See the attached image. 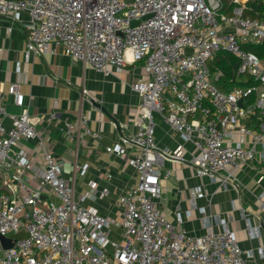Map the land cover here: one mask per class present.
Instances as JSON below:
<instances>
[{
  "label": "built area",
  "instance_id": "2783aa9c",
  "mask_svg": "<svg viewBox=\"0 0 264 264\" xmlns=\"http://www.w3.org/2000/svg\"><path fill=\"white\" fill-rule=\"evenodd\" d=\"M254 1L0 0V16L19 22L22 12L29 13V55H41L55 43L107 74L134 63L145 72L130 84L141 95V114L137 131L123 140L134 146L131 165L139 182L118 197L119 224L83 204L99 193L94 181L76 195L39 119L29 113L21 81L9 89L22 107L18 114L6 110L7 92L0 87V236L15 239L0 264H264L241 247L226 222L214 231L212 217H204L206 233L189 235L181 214L176 223L166 219L158 204V164L165 154L183 159L184 147L159 151L154 136L157 111L195 145L197 154L188 161L199 176L225 170L230 180L241 164L264 162V59L249 48L264 42V17L248 14ZM221 51L235 55L238 77L254 83L220 88L222 71L213 72L210 63ZM255 119L257 126L248 125ZM80 123L88 124L85 114ZM66 126L72 138L75 124ZM30 140L36 141L35 152L27 147ZM107 149L124 151L118 144ZM259 199L260 225L249 224L256 234L264 229V193Z\"/></svg>",
  "mask_w": 264,
  "mask_h": 264
},
{
  "label": "crops",
  "instance_id": "0c3cea01",
  "mask_svg": "<svg viewBox=\"0 0 264 264\" xmlns=\"http://www.w3.org/2000/svg\"><path fill=\"white\" fill-rule=\"evenodd\" d=\"M20 18L15 22L10 17L0 16V87L7 92L6 110L16 114L22 111L9 91L11 83L20 80L29 113L39 119V128L61 162L64 177L75 186L76 195L90 190V182L94 181L99 193L83 204L97 208L101 215L119 224L118 197L139 182V175L131 165L134 146L125 143L123 138L137 131L142 99L130 84L145 74L142 65L111 67L107 74L90 63L75 60L55 43L41 55H29L26 24L30 15L24 11ZM82 114L88 117L86 126L80 123ZM154 120L159 151L184 147L183 159L165 154L158 164L163 188L158 204L162 214L175 223L177 215L181 214V226L189 235L206 233L208 225L204 217H212L214 231L221 230L226 222L237 235L241 247L252 249L256 259L264 262L261 259L264 229L260 228L256 234L249 228V224L260 225L258 211L259 197L264 193V162L256 159L241 164L230 180L225 179V170L218 171L216 177L199 176L188 161L197 154L195 145L185 141L157 111ZM251 121L255 122L248 123ZM68 122L75 124L72 138L67 133ZM4 123L10 126L11 120L6 118ZM257 125L258 120L250 126ZM26 144L31 151L38 150L35 140ZM117 144L123 146L122 153L107 149ZM37 157L40 158V154ZM104 188L109 193L101 196ZM4 250L0 241V257Z\"/></svg>",
  "mask_w": 264,
  "mask_h": 264
},
{
  "label": "trees",
  "instance_id": "16d2710c",
  "mask_svg": "<svg viewBox=\"0 0 264 264\" xmlns=\"http://www.w3.org/2000/svg\"><path fill=\"white\" fill-rule=\"evenodd\" d=\"M255 7L254 10L249 11V15L252 17L263 18L264 17V1L263 0H255L252 3ZM249 48L256 52L261 58L264 59V42L250 45ZM239 60L238 58L226 51H221L215 58L214 62L211 64L212 71L216 70L222 71V76L218 79V85L224 91H228L237 85H245V84H253L252 80H243L239 78L237 75ZM254 98V97H253ZM255 122L251 121V123L255 124ZM249 122L248 125H251ZM22 236V235H21Z\"/></svg>",
  "mask_w": 264,
  "mask_h": 264
},
{
  "label": "water",
  "instance_id": "95a60500",
  "mask_svg": "<svg viewBox=\"0 0 264 264\" xmlns=\"http://www.w3.org/2000/svg\"><path fill=\"white\" fill-rule=\"evenodd\" d=\"M133 24H135V22H133ZM240 104H242V102H240ZM0 241L3 244L4 248L5 249H8V248H10V247L13 246L15 239L12 238V237H8V236L1 235L0 236Z\"/></svg>",
  "mask_w": 264,
  "mask_h": 264
}]
</instances>
